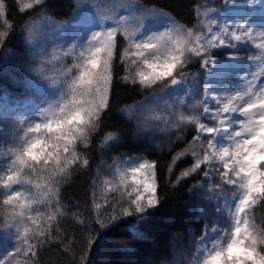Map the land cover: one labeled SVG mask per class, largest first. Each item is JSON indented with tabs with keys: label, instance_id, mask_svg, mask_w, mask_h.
<instances>
[{
	"label": "snow or ice",
	"instance_id": "obj_1",
	"mask_svg": "<svg viewBox=\"0 0 264 264\" xmlns=\"http://www.w3.org/2000/svg\"><path fill=\"white\" fill-rule=\"evenodd\" d=\"M43 2L31 0L22 4V10ZM119 6L126 14L114 17L112 24L105 22V13L97 10V4L77 6L73 21L79 24L84 18L86 23L74 34L72 39L76 42L63 53L74 60L64 73L66 77L71 76L68 85L71 100L55 107L49 105L47 110L41 109L42 112L47 111L49 116L43 123L29 124L20 146L10 151L6 162L0 163V184L4 189L2 204L9 225L15 228L14 232L0 234V243L13 247L15 254L30 259L37 254L34 249L44 243L39 237L47 239L50 235V225L44 228L38 220L44 216L42 209L56 207L59 211V184L61 178L68 174L69 167L73 164L79 166L81 159L84 166L89 165V159L81 157L78 146L83 145L84 149H88L92 134L100 129L102 116L106 115L105 109L110 108L114 57L118 51L116 38L120 35L128 43L119 57L125 71L129 70V62L139 65L142 61L145 69L138 70L131 78L129 75L123 76L122 81L139 83L145 90L154 91V85L168 89L165 95H176L177 100L175 106L166 104L172 111L168 117H163L164 123L171 125L176 133H183L187 125L195 126V135L189 147L173 157L175 161L181 155L190 154L195 160L182 176L187 177L198 170L203 172L205 180L219 175L222 184L207 188L217 197L218 204L223 197V186H231V202L225 201L223 204H227L231 226L229 229L213 228L210 233L206 228L192 264H264V228L252 223L245 212L246 208L264 201V43L255 45L260 54L255 58L249 56V64L244 66L245 69L249 68L256 59L260 61L259 71L243 70L239 83L227 82L229 75L242 71L238 57L234 54L217 59L215 51L222 48L237 51L240 45L248 43L254 31L264 37V18L258 26L252 23L251 15L234 22L225 17L223 23L211 18L210 12L222 11L223 7L228 6L226 2L221 9L204 11L203 15L211 25L205 35L194 28L177 26L162 10L149 9L137 2ZM111 7L114 9L115 3ZM261 8H264V4H261ZM4 9L5 4L0 0V16L4 15ZM44 21L53 23L47 17H44ZM133 24L136 27H132ZM149 24H158L163 31L150 28ZM42 27L40 21H33L27 26L29 43ZM57 27L63 28L64 25ZM5 35L0 33V44H3ZM197 62L202 74L188 72V65ZM37 75L43 73L38 70ZM184 108L198 114L186 116L181 110ZM152 111L143 106L139 110L137 119L142 121L144 132L158 127L154 121L162 119L147 115ZM27 119L24 117L20 122ZM137 127L139 130L140 125ZM29 133L38 135L29 136ZM177 139H183V136L178 135ZM120 140L119 133H107L101 147H107L109 142L116 146ZM217 164L221 167H217ZM113 165L120 173L121 183L132 190L127 192V208L121 206V201H117L116 206L109 203L115 213L109 220L114 221L120 216L137 215L142 218L149 215V209H156L160 204L155 164L142 157H133L124 162L117 158L107 168L111 169ZM39 173H47L43 185L30 178ZM129 176L131 184H128ZM193 191L203 193L205 185H196ZM99 207L96 205L97 209ZM101 215L98 214L93 223L107 227ZM47 219L51 221L54 216L49 215ZM29 221L36 227H30L26 223ZM89 227L90 224L85 225L86 229ZM33 240L36 243H32ZM92 244L93 238L90 236L83 247L79 264H90L88 255ZM5 253L4 260L14 255L7 248ZM4 260H0V264H4Z\"/></svg>",
	"mask_w": 264,
	"mask_h": 264
},
{
	"label": "trees",
	"instance_id": "obj_2",
	"mask_svg": "<svg viewBox=\"0 0 264 264\" xmlns=\"http://www.w3.org/2000/svg\"><path fill=\"white\" fill-rule=\"evenodd\" d=\"M3 2L5 9L4 15L0 16V33L6 35L3 44H0V94L7 91L18 96L38 91L44 98L60 104L71 100V94L67 93L71 76L66 77L64 73L74 60L72 56H64L51 63L42 54L44 48L39 37L29 43L27 26L33 21H40L45 26L49 24L44 21V17H47L53 23H70L73 22L77 6L95 3L99 6V12L109 13V9L112 12L120 4L137 2L146 8L169 14L177 26L205 32L202 13L222 7V0H44L43 4H33V7L22 10V4L31 0ZM113 3H116L114 9L111 7ZM116 39L118 51L114 57V87L109 97L110 108L105 109L106 115L102 116L100 129L92 134L88 149H84L83 145L78 146V152L82 158L89 159V165L84 166L81 159L79 166L71 165L68 174L61 178L58 212L56 207L42 209L44 216L38 223L44 228L50 225V235L47 239L39 237L44 243L34 249L37 254L28 259L15 254L13 250L14 255L7 260V264H26V261L27 264H79L83 247L90 236L93 238L88 255L90 264H190L206 228L210 231L213 228L229 229L231 226V220L221 208L222 199L231 197V186H223V197L218 204L217 197L209 193L207 188L222 184L219 175L205 180L203 172L198 170L183 177L182 173L192 166L194 158L185 154L173 161V157L189 147L195 135V126H185L183 133H176L172 126L165 129L153 127L149 132L142 130V121L137 119L141 106L144 107L154 100L153 97L162 96L169 90L159 85L153 86L154 91L145 90L139 83H124L121 78L125 75L131 78L140 70L141 63L132 65L129 62L126 72L119 57L128 43L120 35ZM215 51L218 59L235 54L240 61L242 71L229 75V83H239L243 70L259 71L260 61L256 59L249 68H244L249 64V56L255 58L260 54V50L249 43L240 45L235 52L229 48ZM38 70L43 75L38 76ZM187 71L202 74L198 62L190 63ZM45 72L54 75L49 77ZM49 78H54V81L48 82ZM110 132L119 133L121 140L116 146L109 142L107 147L102 148L101 142L105 134ZM178 135H182L183 139H177ZM19 146L18 123L0 117V159L8 157L10 151ZM133 157H142L155 164L160 204L156 209H149L150 214L142 218L130 215L110 221L109 217L115 213L109 203L116 206V197L102 198V192L105 182L115 180L116 167L113 165L108 169L107 165H112L117 158L124 162ZM201 167L208 170L205 165ZM46 177L47 173H39L30 178L43 185ZM200 184L205 185V191H193L194 186ZM3 192L4 189L0 187V234L4 233L9 223L2 204ZM96 205L100 206L99 209ZM121 206L126 208L122 203ZM116 211H119V207ZM245 212L252 223L264 228V201L246 208ZM100 213L107 227L102 228L93 223ZM32 215L35 216V213ZM49 215H53L54 219L49 221ZM26 223L32 228L36 227L30 221ZM86 224H90L87 229ZM4 248L5 245L0 243V252Z\"/></svg>",
	"mask_w": 264,
	"mask_h": 264
},
{
	"label": "rangeland",
	"instance_id": "obj_3",
	"mask_svg": "<svg viewBox=\"0 0 264 264\" xmlns=\"http://www.w3.org/2000/svg\"><path fill=\"white\" fill-rule=\"evenodd\" d=\"M226 2L228 3V6L223 7L222 11L216 13L210 12L211 18L219 20L221 23H223L225 17L230 18L234 22L240 19L241 17L251 15L253 17L252 23L257 26L260 25L261 19L264 18V8H261V4H264V0H251V3L250 0H222V6L225 5ZM233 4H235L236 6L233 7L232 6ZM122 14H126L125 10L118 5L114 11L111 12L109 9V13H105L104 20L106 23L112 24L114 23L113 18ZM85 23H86V19L81 18L79 24L73 21L70 23H63V22L50 23L43 26L42 29L39 31V33L35 36V37H39L40 41H42V48L45 49V50L42 49L43 56L49 59L51 63H55L58 59L64 57L63 53L67 50V48L71 44L76 42L72 39L74 34L80 31L81 27ZM202 23L206 28L205 32L203 33L207 35L208 27H211V25L208 23V18H206L204 15H202ZM61 24L64 25L63 28L57 27V25H61ZM132 27H136V25L133 24ZM149 27L160 28L158 24L155 25L149 24ZM233 27H235L234 24ZM160 30L163 31V28H160ZM248 43L253 46L259 43H264V37H262L258 31H254L252 37L248 40ZM78 51L79 49H77V52ZM222 59H225V57ZM140 63H141L140 70H145L142 67V61ZM46 74H48L49 77H52L54 75V73H46ZM53 79L49 78L48 82H53L54 81ZM67 91H68L67 93H70L69 87H67ZM159 97H161V99L153 100L149 104L145 105L144 108H150L153 110L152 112L147 113V115L160 116L162 119L160 121H154V123L158 124L159 125L158 127L165 129L170 127L171 125H166L163 121V117H168L170 111H172V109L166 107V104L175 106L177 96L171 94L169 95L164 94ZM69 98L71 99V95H69ZM61 99L64 102V98L61 97ZM57 104H60V102L46 99L42 95H40L38 91L32 92L31 94L23 93L22 95H18V96L11 95L7 91H3L0 94V117L2 119L11 120L13 122L18 123L19 144H20L21 140L24 138V133L27 131L29 124H32L34 126L36 123H43L44 119L49 116V113L47 111L42 112L41 109L47 110L49 108V105L55 107ZM181 110L184 112L186 116L198 114L197 112L192 111L190 108H184ZM24 117H28L29 119L24 120V122L21 123L20 121L23 120ZM34 135H38V134L29 133V136H34ZM6 158L7 157L1 158L0 163L6 162ZM217 167H221V165L217 164ZM128 184H131L130 176L128 177ZM0 187L3 188L2 184H0ZM131 190H132L131 187L121 183L120 173L117 172L115 168V180L105 182V186L102 192L103 193L102 198L107 199L112 196H115L116 201H121V203L124 204L125 207L127 208L128 207L127 200L129 199V197L127 196V192H131ZM225 201L231 202V197L229 198L224 197L222 199V204H221V208L225 211L226 216L230 219V216L228 214V209H226L227 204L223 206ZM211 230L208 232L210 233ZM5 231L14 232L15 228L11 227L8 223L4 229V232ZM199 247H201L200 244L198 245L197 249ZM6 248L7 251L13 252L14 250L13 247H9L5 245L4 250L0 252V260H4L6 254L5 253ZM196 256H197V251L195 253L194 258ZM9 258L10 257L4 260V264H7V260ZM193 260L190 262V264H192Z\"/></svg>",
	"mask_w": 264,
	"mask_h": 264
}]
</instances>
